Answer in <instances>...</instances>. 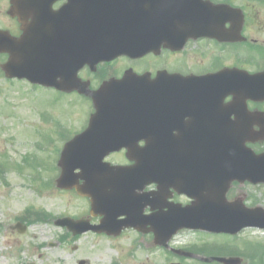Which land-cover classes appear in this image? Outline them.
Wrapping results in <instances>:
<instances>
[{
    "label": "flooded vegetation",
    "instance_id": "1",
    "mask_svg": "<svg viewBox=\"0 0 264 264\" xmlns=\"http://www.w3.org/2000/svg\"><path fill=\"white\" fill-rule=\"evenodd\" d=\"M31 1L39 6L44 5L45 8H34L27 0H0V46H8L7 49L0 50L2 75L1 68L10 58V38L18 39L23 34L22 24L47 22L51 12L57 11L62 4L57 1L52 5L53 0ZM207 1L205 16L193 19L196 24H192L191 30L196 33L191 34L182 45L161 46L158 52L148 53L138 59L118 58L112 62L98 64L94 70L85 66L77 73L91 88H96L104 81L119 78L126 70H131L140 75L143 81L147 79L151 82L157 79L156 85L160 89L158 93H176L173 97L147 98L148 102L157 105L146 106L145 115L140 120L139 134L146 138L130 149H121L105 158L112 165L131 166L133 161L129 160L125 153L133 150L143 152L146 173L144 185L116 187L114 192L117 197L114 200L110 199L109 194L112 189L102 187L105 202H100L101 207L95 208L93 213L89 199L84 198L88 207H83L80 211H68L63 214L47 209L29 208L17 216L16 222L29 229L36 224L55 226L56 217L71 216L100 226L104 220L103 212L117 214L114 219L116 222L124 219L126 214L145 216L156 211L163 212L165 205L190 204L192 199L176 191V177L163 176L161 163L156 170L147 166L150 151L156 153L159 161L164 157L163 137L176 139V143L174 140L169 147V151L173 152L170 166L175 175L180 167H189L196 158L195 148L180 144L179 138L246 136L249 138L245 143L247 149L254 155L264 152V140L256 139L260 133H264V100L251 99L241 91L244 85L254 87V76L264 72V0ZM14 55L18 61L25 57L18 42L14 46ZM84 182L85 177H79L78 183ZM259 189L260 185L247 181H231L225 198L228 201L242 199L247 205L253 206L258 203L256 193H259ZM128 190L131 191V198L126 196ZM53 216H56V219H53ZM58 228L63 231L57 242L59 244L78 240L83 236H73L67 226ZM111 229L115 232L114 228ZM190 232L178 231L171 238L168 247L156 245L153 234L146 229L139 231L129 227L118 235L88 233L93 237L108 240L112 249L116 250V257L106 264H125L147 251L151 252V256L157 254L158 258L165 254V264H200L195 257L188 256L198 255L195 249L186 248V244L181 243L187 236L182 235ZM78 248L72 245L73 251ZM174 249H181L188 255L175 252ZM72 264L104 263H93L90 258L80 256L74 259Z\"/></svg>",
    "mask_w": 264,
    "mask_h": 264
},
{
    "label": "rangeland",
    "instance_id": "2",
    "mask_svg": "<svg viewBox=\"0 0 264 264\" xmlns=\"http://www.w3.org/2000/svg\"><path fill=\"white\" fill-rule=\"evenodd\" d=\"M57 97L52 89L32 90L28 83L8 81L0 75V264H72L80 256L90 258L93 263L106 264L116 257V250L112 249L108 240L90 234L75 241L48 246L63 235V231L52 224L33 225L23 235L9 230L14 219L31 205L37 208L45 206V209L63 214L83 208L78 205V200L77 203L70 201L71 194L58 192L54 186L39 189L41 182H54L58 173L49 169L56 168L57 153L63 142L82 127L88 116V103L79 97L60 96L63 99L61 102L55 100ZM58 122H62L66 130ZM35 171L41 182L32 180ZM256 198L264 207V187L256 193ZM67 204L70 210L65 209ZM197 237L188 233L181 242L200 244ZM205 242H222L239 247L244 242L255 243L263 258L258 261L254 257V261L250 259L251 264H264V232L246 230L232 239L210 236ZM72 245L79 248L73 251ZM166 262L165 254L158 258L157 254L151 256V252L147 251L125 264ZM243 264L250 263L243 260Z\"/></svg>",
    "mask_w": 264,
    "mask_h": 264
},
{
    "label": "water",
    "instance_id": "3",
    "mask_svg": "<svg viewBox=\"0 0 264 264\" xmlns=\"http://www.w3.org/2000/svg\"><path fill=\"white\" fill-rule=\"evenodd\" d=\"M71 4H78L83 7L84 21L80 37L75 41L70 40L68 43L71 45L75 43V46L83 51L84 61L88 57L93 62L109 60L121 54L140 55L144 50L141 44L143 37L145 38L147 35V33H144L143 27L151 25V23H146L145 17L158 12L161 16L175 17L181 20L189 17V13L192 12V7H194V3L187 0H73ZM99 11H105V15L108 16L100 19L101 16L99 17L97 14ZM177 25L182 27L181 34L187 36L191 30L190 22L188 20L185 22L177 21ZM107 36H111L112 39H108ZM136 78L125 76L121 80L104 84L98 91L90 95L94 101L95 114L91 117L89 128L78 137L79 140L83 138L85 141L86 139L92 141L98 137L93 136L94 126L92 123L102 112H111L120 117L130 113V101L126 96H139V93H131L140 90V79L136 80ZM38 81L42 84H50V82L36 80V82ZM247 90L251 92V89H245V91ZM253 95L264 98V87L261 85L255 87ZM107 97H114L116 100L104 103V98ZM103 138L108 139L109 137L104 136ZM239 142L242 143V140H239ZM76 143L77 141L74 140L64 147L60 160V165H62L64 171L66 165L64 156L66 154L71 153L76 160H79V152H83V155L86 153V151H78L72 148ZM104 145L105 147L112 146L111 143ZM120 146L122 145L120 144ZM109 150V148L104 150L105 154ZM88 153L102 155L100 152ZM249 163V165H245L241 161L238 164L226 163L225 166L216 164L196 166L197 174L195 177L215 178L216 181L211 184L224 185V189L229 179L240 181L247 179L253 183H264V154L256 156ZM221 171H224L223 175ZM200 185H204V182L196 181V186ZM185 191L189 192L188 190ZM78 192L85 194L84 192ZM195 197L198 199V203L180 208L177 215L174 211L164 214L163 225L165 229L163 231L159 230L158 234L167 236L179 228H198L211 232L236 233L246 226L264 227V210L260 207L247 209L241 203H226L221 194L214 198H209L208 195L206 198L203 196L202 199L198 196ZM209 205L215 206V208H211ZM199 208L208 209L210 214H194L193 212H196ZM153 219V231L156 234L157 217L154 215ZM158 219H161V216ZM217 260L224 264H236L235 261L224 258H217Z\"/></svg>",
    "mask_w": 264,
    "mask_h": 264
}]
</instances>
